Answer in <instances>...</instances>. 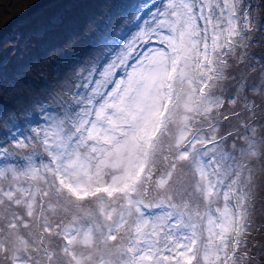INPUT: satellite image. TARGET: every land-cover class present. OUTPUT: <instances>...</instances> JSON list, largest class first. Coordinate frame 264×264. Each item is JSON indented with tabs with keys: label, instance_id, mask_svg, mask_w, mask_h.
Returning a JSON list of instances; mask_svg holds the SVG:
<instances>
[{
	"label": "snow or ice",
	"instance_id": "obj_1",
	"mask_svg": "<svg viewBox=\"0 0 264 264\" xmlns=\"http://www.w3.org/2000/svg\"><path fill=\"white\" fill-rule=\"evenodd\" d=\"M112 7L139 22L115 59L76 71V91L36 131L35 147L5 133L0 264H252L257 201L264 206V57L256 72L241 53L264 32L256 6ZM7 136L31 147L26 163Z\"/></svg>",
	"mask_w": 264,
	"mask_h": 264
},
{
	"label": "rangeland",
	"instance_id": "obj_2",
	"mask_svg": "<svg viewBox=\"0 0 264 264\" xmlns=\"http://www.w3.org/2000/svg\"><path fill=\"white\" fill-rule=\"evenodd\" d=\"M37 1L0 0V30ZM61 2L65 12L59 8ZM124 2L155 4L159 0ZM251 3L256 6L254 15L259 18V26V23H264V8L261 7V0H251ZM120 19L125 22L117 27ZM136 23L124 15L117 16L112 0H56L15 22L11 32L0 39V145L8 147L5 133L13 132L18 139L35 147L36 131L47 128L48 116L54 117L58 110L62 112L59 105L76 91L73 85L80 82L76 71L87 66L91 60L103 64L106 59H115L119 48L139 30ZM145 26L140 24V27ZM255 39L258 42L241 54L245 61L255 57L253 62L256 72H259L258 61L264 57V32L257 33ZM153 46L159 45L154 41ZM244 67L245 64L237 62L234 70L237 79ZM255 79V73H250L249 82ZM229 127L236 131L232 125ZM6 139L11 145L10 150L26 163L24 157L31 152V147L16 149L12 136ZM162 211L155 210V214ZM255 218L251 238L259 243L264 235V206L259 200ZM257 253L262 255L260 251Z\"/></svg>",
	"mask_w": 264,
	"mask_h": 264
},
{
	"label": "trees",
	"instance_id": "obj_3",
	"mask_svg": "<svg viewBox=\"0 0 264 264\" xmlns=\"http://www.w3.org/2000/svg\"><path fill=\"white\" fill-rule=\"evenodd\" d=\"M64 2V1H63ZM59 8H63V11L65 12V8L63 7V3H59ZM32 37H28V39H31ZM26 39V40H28ZM260 233V232H259ZM254 234V233H252ZM258 234V233H257ZM255 241V239L250 238L249 245H250V251L252 252V263L253 264H264V235L261 236V241L258 240ZM260 251L262 255L258 254L257 252ZM256 252V254H255Z\"/></svg>",
	"mask_w": 264,
	"mask_h": 264
},
{
	"label": "water",
	"instance_id": "obj_4",
	"mask_svg": "<svg viewBox=\"0 0 264 264\" xmlns=\"http://www.w3.org/2000/svg\"><path fill=\"white\" fill-rule=\"evenodd\" d=\"M53 1H56V0H38L37 2H35L33 5H31L29 7V9L24 14H22L17 19H15V21L9 23L3 29L0 30V39L11 32V29H12L13 25L15 24V22L29 17L34 12L39 10L41 7L47 5L48 3H51Z\"/></svg>",
	"mask_w": 264,
	"mask_h": 264
}]
</instances>
